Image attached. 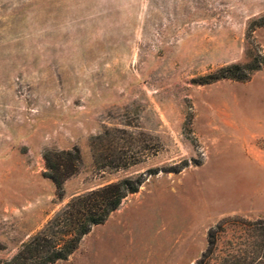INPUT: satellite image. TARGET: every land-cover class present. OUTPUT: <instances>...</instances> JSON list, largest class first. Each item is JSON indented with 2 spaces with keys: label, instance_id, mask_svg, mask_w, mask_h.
Returning a JSON list of instances; mask_svg holds the SVG:
<instances>
[{
  "label": "rangeland",
  "instance_id": "374dc122",
  "mask_svg": "<svg viewBox=\"0 0 264 264\" xmlns=\"http://www.w3.org/2000/svg\"><path fill=\"white\" fill-rule=\"evenodd\" d=\"M263 23L264 0H0V263L71 197L147 170L179 169L55 264H194L210 228L264 218V66L197 82L264 58ZM106 130L136 164L95 166ZM74 147L59 204L43 155ZM224 226L222 249L241 233Z\"/></svg>",
  "mask_w": 264,
  "mask_h": 264
},
{
  "label": "trees",
  "instance_id": "16d2710c",
  "mask_svg": "<svg viewBox=\"0 0 264 264\" xmlns=\"http://www.w3.org/2000/svg\"><path fill=\"white\" fill-rule=\"evenodd\" d=\"M260 58L256 57L245 65L231 64L221 67L197 82L208 84L223 79L247 81L253 71L264 66V58ZM189 122L188 119L187 124ZM116 132L127 134L123 131ZM110 137V131L106 130L94 138L98 142L95 149L94 142L92 144L95 166L100 170H124L136 164L137 159L130 155L133 152L130 149L131 144L117 149L111 147L109 140L107 145H102ZM117 138L124 140V137ZM43 160V175L53 183L55 198L60 204L64 200V182L80 166V152L75 147L70 150L46 151ZM160 171L178 172L179 169L147 170L71 197L10 260L0 264H55L67 260L85 235L95 226L104 224L127 197L139 191L148 176ZM224 225L238 227L241 233L226 240L222 249L219 248V236L225 232ZM194 264H264V218L253 222L227 220L210 228L207 233V247Z\"/></svg>",
  "mask_w": 264,
  "mask_h": 264
},
{
  "label": "crops",
  "instance_id": "0c3cea01",
  "mask_svg": "<svg viewBox=\"0 0 264 264\" xmlns=\"http://www.w3.org/2000/svg\"><path fill=\"white\" fill-rule=\"evenodd\" d=\"M96 227V226H95ZM94 229V228H93ZM91 233H92V230L87 234V235H85L84 237H88V236H90L91 235ZM117 235L116 234H112L111 235V238L112 239H114V237H116ZM83 237V238H84ZM82 241V240H81ZM80 249V246H79V248H77L74 252H73V254L68 258V260H72V258L74 259V257L76 256V254H77V252H78V250ZM68 260H66L67 262H68ZM65 261V262H66Z\"/></svg>",
  "mask_w": 264,
  "mask_h": 264
}]
</instances>
